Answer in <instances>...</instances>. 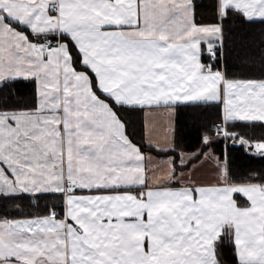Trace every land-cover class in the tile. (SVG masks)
Returning <instances> with one entry per match:
<instances>
[{"label":"snow or ice","instance_id":"1","mask_svg":"<svg viewBox=\"0 0 264 264\" xmlns=\"http://www.w3.org/2000/svg\"><path fill=\"white\" fill-rule=\"evenodd\" d=\"M196 8L0 0V87L36 86L33 107L0 106V199L55 201L0 215V264H225V240L232 264H264V176L235 182L217 159L216 183H189L174 160L146 157L122 118L216 105V135L264 157V138L229 130L264 128V75H228L224 31L230 18L264 24V0H213V23ZM242 55L264 68V45Z\"/></svg>","mask_w":264,"mask_h":264},{"label":"trees","instance_id":"2","mask_svg":"<svg viewBox=\"0 0 264 264\" xmlns=\"http://www.w3.org/2000/svg\"><path fill=\"white\" fill-rule=\"evenodd\" d=\"M197 5V19L204 23L215 21L213 13V0H194ZM224 31L227 37L225 45V59L227 61L226 71L230 77H256L264 75V68H261L259 57L257 56L251 63L243 55L237 59V54L243 47L245 51H255L264 45V24H242L237 20L229 19L224 24ZM230 53V54H229ZM203 62L208 63L207 54L203 57ZM216 68L225 70L222 65L214 64ZM36 88L34 83L26 80H17L14 84L9 83L0 87V106L7 105L11 108H31L36 101ZM144 111H138L127 115L122 114L128 124V133L133 141L143 150L156 158L171 157L175 161L177 169H187L194 162L198 161L205 150H210L220 160L227 164L231 178L235 182H241L249 178L252 174L264 176V157L247 152L244 146H235L230 138L216 135L212 126L217 122H222L221 110L216 105H195L179 104L174 106L173 125V146L168 150H157L145 141ZM229 130L240 133L245 137L256 140L264 138V128L255 127H232ZM212 137L210 144L203 143L205 135ZM181 152L194 154L187 162V166H179L178 159ZM199 155V159L196 156ZM55 203L54 200H41L39 204L35 202L12 201L0 199V215H18L26 213L28 215L37 212L42 213L46 206ZM19 205L17 207L16 205ZM223 258L225 264H232L231 248L225 240L223 245Z\"/></svg>","mask_w":264,"mask_h":264},{"label":"crops","instance_id":"3","mask_svg":"<svg viewBox=\"0 0 264 264\" xmlns=\"http://www.w3.org/2000/svg\"><path fill=\"white\" fill-rule=\"evenodd\" d=\"M23 80V79H19ZM34 87L36 88L35 84ZM36 99V98H35ZM179 104H190V103H182ZM144 118V130H145V141L159 150H168L173 146V125H174V106L169 108H159L151 111L143 112ZM223 123V121H222ZM206 153H210L209 156L206 157ZM194 154H187L181 152L179 154L178 164L182 166L180 163L181 157L183 156L185 161L187 162L189 159L193 157ZM146 157H152L154 162H162L172 160L171 157H158L146 153ZM217 157L213 154L212 151L205 150V153L202 157L194 162L187 169H183L185 180L189 183L195 182L198 184H213L217 181ZM219 160V159H218ZM220 164L223 165L225 162L220 161ZM179 174V172H178ZM175 186L179 187V184Z\"/></svg>","mask_w":264,"mask_h":264},{"label":"built area","instance_id":"4","mask_svg":"<svg viewBox=\"0 0 264 264\" xmlns=\"http://www.w3.org/2000/svg\"><path fill=\"white\" fill-rule=\"evenodd\" d=\"M217 124H222V122H217L215 125H217ZM212 130L215 132V130H214V125L212 126ZM223 136V135H222Z\"/></svg>","mask_w":264,"mask_h":264},{"label":"water","instance_id":"5","mask_svg":"<svg viewBox=\"0 0 264 264\" xmlns=\"http://www.w3.org/2000/svg\"><path fill=\"white\" fill-rule=\"evenodd\" d=\"M233 145H235V146H240L238 143H234Z\"/></svg>","mask_w":264,"mask_h":264}]
</instances>
